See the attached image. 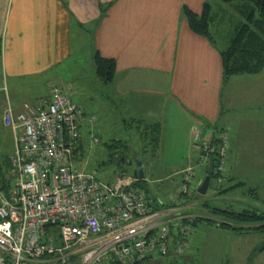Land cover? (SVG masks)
I'll return each instance as SVG.
<instances>
[{
    "label": "crops",
    "instance_id": "obj_1",
    "mask_svg": "<svg viewBox=\"0 0 264 264\" xmlns=\"http://www.w3.org/2000/svg\"><path fill=\"white\" fill-rule=\"evenodd\" d=\"M210 2L219 3L0 0V114L8 107L19 113L26 104L38 105L50 96L54 80L62 78L59 66L91 51L95 73L97 53L116 61L109 85L124 100V111L139 123L159 125L160 135L168 125L187 131L199 126L206 140L226 132L230 153L249 150L253 138L247 129L257 127L253 117L259 116L264 133V70L225 80V48L194 33L185 15L186 8L201 14ZM12 141L9 153V145L0 139V157L14 153L13 132Z\"/></svg>",
    "mask_w": 264,
    "mask_h": 264
},
{
    "label": "built area",
    "instance_id": "obj_2",
    "mask_svg": "<svg viewBox=\"0 0 264 264\" xmlns=\"http://www.w3.org/2000/svg\"><path fill=\"white\" fill-rule=\"evenodd\" d=\"M50 89L38 105L26 104L19 113L8 107L0 114L15 143L4 174L0 160V264H139L184 254L192 216L174 203L159 204L134 175L121 173L104 183L75 169L84 113L62 88ZM192 130L195 158L208 165L213 139L203 138L199 126ZM219 139L223 173L226 132ZM193 177L190 166L182 183ZM51 226L58 227L56 234Z\"/></svg>",
    "mask_w": 264,
    "mask_h": 264
},
{
    "label": "rangeland",
    "instance_id": "obj_3",
    "mask_svg": "<svg viewBox=\"0 0 264 264\" xmlns=\"http://www.w3.org/2000/svg\"><path fill=\"white\" fill-rule=\"evenodd\" d=\"M218 1V4L210 2L215 16L210 30L218 46L226 48L232 23H239L236 21L239 15L229 4ZM91 53L59 66L58 73L63 76L54 80L84 113L75 169L96 174L100 181L111 183L121 173L133 176L141 161L145 178L139 184L147 195L159 204L174 203L182 213L195 219L184 254L172 253L160 261L148 260L147 264H264V227L256 230L257 223L237 222L226 213L249 210L264 217V133L260 130L259 116L251 120L257 127L247 129L253 138L250 149L238 154L228 149L222 182L214 179L207 193L201 195L199 189L208 165H199L195 158L193 130L168 125L160 135L159 125L133 119L131 113L124 111V100L118 98L113 87L96 76ZM205 132L208 137L211 128H205ZM0 139L9 145L7 151L11 153L12 132L3 124H0ZM190 166L194 167V177L184 185L182 173ZM238 226L250 229H233ZM57 231L56 226L49 228L52 234Z\"/></svg>",
    "mask_w": 264,
    "mask_h": 264
},
{
    "label": "trees",
    "instance_id": "obj_4",
    "mask_svg": "<svg viewBox=\"0 0 264 264\" xmlns=\"http://www.w3.org/2000/svg\"><path fill=\"white\" fill-rule=\"evenodd\" d=\"M220 1L227 4H234L236 11H238L241 16V22L233 27V31L229 37V44L221 54L225 80L234 75H256L261 73L264 70V0ZM257 12L259 17L256 14ZM185 15L188 24L194 33L210 40L214 39L210 30L211 25H213L215 21V16L212 14L211 4H204L201 14L194 13L186 8ZM95 65L96 75L100 81L105 84L114 81L117 72V65L114 59L102 57L97 53L95 56ZM212 146L213 152L207 168V173L211 175L210 186L214 179H219L223 174L218 170V156L221 149L220 139L215 137ZM0 160L4 174L9 170L10 160L8 156L0 157ZM216 211L225 213L221 210ZM226 213L233 219H236L237 222L252 221L257 223V226L254 227L256 230L264 227V217L259 216L256 212L245 210L242 212ZM233 229L249 230L250 228L238 226L233 227ZM158 260L160 261L162 258H159ZM147 262L148 261H144L139 264H147Z\"/></svg>",
    "mask_w": 264,
    "mask_h": 264
},
{
    "label": "water",
    "instance_id": "obj_5",
    "mask_svg": "<svg viewBox=\"0 0 264 264\" xmlns=\"http://www.w3.org/2000/svg\"><path fill=\"white\" fill-rule=\"evenodd\" d=\"M122 160L124 161V158H122ZM138 166H139V168L134 172V176L140 180H143L145 178V174H144V169L142 168L143 166H142L141 161H140ZM210 183H211V175L209 173H207L206 178H205L204 182L202 183V185L199 189V193L201 195H205L207 193V191L210 187Z\"/></svg>",
    "mask_w": 264,
    "mask_h": 264
}]
</instances>
